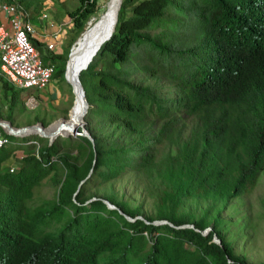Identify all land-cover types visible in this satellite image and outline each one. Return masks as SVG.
Listing matches in <instances>:
<instances>
[{
	"label": "trees",
	"instance_id": "trees-1",
	"mask_svg": "<svg viewBox=\"0 0 264 264\" xmlns=\"http://www.w3.org/2000/svg\"><path fill=\"white\" fill-rule=\"evenodd\" d=\"M39 1L20 3L36 13ZM77 3L63 77L71 45L101 16L97 0ZM135 57L168 92L128 78L122 68ZM79 79L92 142L32 138L40 159L0 172V264H247L222 215L264 172V0H122L112 37ZM2 81L0 119L13 122L21 92ZM48 177L55 196L37 201ZM129 177L152 215L112 192L86 194Z\"/></svg>",
	"mask_w": 264,
	"mask_h": 264
},
{
	"label": "rangeland",
	"instance_id": "rangeland-1",
	"mask_svg": "<svg viewBox=\"0 0 264 264\" xmlns=\"http://www.w3.org/2000/svg\"><path fill=\"white\" fill-rule=\"evenodd\" d=\"M51 1L53 4L49 8L50 4L48 2L43 3V0H41L42 7L45 9L47 8V14L53 12L55 8L58 10L65 8L67 12H70L78 6L77 0H63L61 4L56 3L54 0ZM107 1L108 0H97L99 9L97 16L103 13ZM157 33L158 31L150 32L151 35ZM73 44L69 51H71ZM141 65H143V63L139 61L138 57H135L130 64L125 65L122 69L127 73L131 81L156 87L162 92L164 91V93L168 92L167 88L169 85L166 84L164 80H151L148 73L139 70ZM62 66V62L59 61L56 66L58 68L57 73H55L52 78L56 86V94L59 95V98L51 99L50 95L44 92L23 91V93L33 92V94L20 95L18 103L15 104L13 116L17 124L16 126L33 124L36 118L39 120L44 119L45 122H49L56 118L66 116L64 114L66 110H69L73 96L64 77L59 74V70ZM38 95L42 96V100H44L46 96L49 100L42 103L38 99ZM29 96H32L36 101V103L33 102L32 105H34V108L31 109H28L29 107L25 104ZM0 112L3 115L7 112L6 99L4 96L0 99ZM74 139L77 140L76 138ZM11 149L12 148L8 145L0 150L2 151L0 154L9 152ZM74 149L72 154L76 155L77 150L76 148ZM13 167L15 169L17 168L16 165ZM59 175L61 176L62 172H60ZM137 185L135 180L129 177L120 182H114L108 185L91 186L86 194H92L95 196L94 198H97L112 192L122 199L128 200L134 207L141 206L143 215H152V201L145 195L142 187ZM55 192L56 187L48 177L40 184V187L35 190V199L37 201L39 199L50 200L54 198ZM222 218L227 222L224 233L228 231L226 235L228 241L232 243L235 254L239 257H243L247 264H264V172L260 175L256 186L249 194L231 202L230 207L224 212Z\"/></svg>",
	"mask_w": 264,
	"mask_h": 264
},
{
	"label": "built area",
	"instance_id": "built-area-1",
	"mask_svg": "<svg viewBox=\"0 0 264 264\" xmlns=\"http://www.w3.org/2000/svg\"><path fill=\"white\" fill-rule=\"evenodd\" d=\"M0 13L7 22V26L0 25V76L18 90L45 89L51 82L56 67L54 64L44 63L39 51L32 44L31 38L35 29L27 10L20 0H0ZM74 47L73 44L71 50ZM52 48V45L48 46V50ZM33 102V97H28L25 104L33 108ZM11 143L0 130V150ZM26 144L35 147L34 155L40 159L39 142L32 140ZM9 171L13 173L14 169L10 168Z\"/></svg>",
	"mask_w": 264,
	"mask_h": 264
},
{
	"label": "crops",
	"instance_id": "crops-1",
	"mask_svg": "<svg viewBox=\"0 0 264 264\" xmlns=\"http://www.w3.org/2000/svg\"><path fill=\"white\" fill-rule=\"evenodd\" d=\"M9 1V0H5ZM21 1V0H20ZM56 3H62L63 0H54ZM48 2L49 8L53 4L51 0H43V3ZM40 3V10L38 12H34L32 10H27L28 16L30 21L32 22L35 33L33 34L31 41L32 43L36 46V49L39 51L41 58L44 63H49V64H54L55 67L57 66V63L60 61V56L64 54L66 51V48L69 43L70 35L73 34L74 29H73V24L71 22V19L68 16L67 10L65 8L58 10L55 8L53 12L50 14H47L46 10L47 8H43L41 5V0L39 1ZM24 6V5H23ZM60 7V6H59ZM71 12V11H70ZM45 16V17H43ZM0 25H5L7 26L6 18L5 16L0 13ZM52 45L53 48L52 50H48V46ZM56 67V71H57ZM0 76V99L4 96L6 99V107H7V112L5 115H3L0 112V115L5 117L8 115V107H9V92L5 91L3 88V81ZM5 80V79H4ZM6 81V80H5ZM9 84V83H8ZM10 87H12L15 91H20L21 94H27V95H32L33 92H44L47 93V95H50L51 99H57L59 98V95L56 94V86L54 85L53 80L49 83V85L43 89V90H28V91H33V92H28V93H23V91L26 90H18L14 88L11 84H9ZM32 97V96H29ZM42 96L38 95V99L44 103L48 101L49 99L46 98L44 100L41 99ZM20 99V96H19ZM38 100V101H39ZM73 101V99L71 100ZM36 103V101L34 100ZM72 105V102H71ZM70 105V106H71ZM34 106V105H33ZM34 108V107H33ZM31 109V108H28ZM13 115V113H12ZM35 121V120H34ZM44 121V119H42ZM52 121V120H51ZM49 121V122H51ZM13 122L14 125L16 124V121L13 116ZM45 122V121H44ZM45 122V123H49ZM32 141H26V140H15L12 141V143L9 145L12 149L9 152L0 154V158L5 156L6 154L10 153V156L7 157L3 162H0V172L4 171H9L10 168L14 169V172H17V170L22 166L23 164V158L27 155H34L35 152V147L32 145H27L26 143ZM40 147L43 145L42 143H39ZM14 147V149H13ZM2 152V151H0ZM17 166L15 169L13 166ZM10 167V168H9Z\"/></svg>",
	"mask_w": 264,
	"mask_h": 264
},
{
	"label": "water",
	"instance_id": "water-1",
	"mask_svg": "<svg viewBox=\"0 0 264 264\" xmlns=\"http://www.w3.org/2000/svg\"><path fill=\"white\" fill-rule=\"evenodd\" d=\"M91 20L87 23V26L91 22ZM82 35L83 33L80 36ZM111 37L112 35L110 36V38ZM109 39L107 41H109ZM79 40L80 37L75 41L74 45H76ZM107 41L103 45H105ZM101 47L98 50V52L101 51ZM71 54H72V50L68 55V60L66 63V69L64 73L65 82L69 85L73 96L72 105L70 106L67 115L65 117L56 118L51 122H49L48 124H44L42 121H37L33 124L26 126H16L10 120L0 119V130L3 132L5 136L11 137L14 140H26V141H29L32 138H38L42 141H46L49 147L52 146L59 139L66 140L69 138H77L79 136L86 137L92 142L90 135L85 129L86 117L90 109V104L87 100L85 90L79 79L81 72L85 71L89 64L85 67L84 70L79 71L76 77L77 85L73 84V82H71L67 77L68 64ZM104 203L108 206L109 209L111 210L116 209L115 207L110 205L107 201H104ZM126 219L128 221H133V219L129 217H126ZM136 219H142V218L137 217ZM152 224L153 225L168 224L170 226H173L167 221H155ZM192 227L193 226L190 225H183L177 228H192ZM208 231H210V229L204 231L203 234H206ZM214 242L218 244L220 243V241L217 240L216 238H214Z\"/></svg>",
	"mask_w": 264,
	"mask_h": 264
},
{
	"label": "bare ground",
	"instance_id": "bare-ground-1",
	"mask_svg": "<svg viewBox=\"0 0 264 264\" xmlns=\"http://www.w3.org/2000/svg\"><path fill=\"white\" fill-rule=\"evenodd\" d=\"M122 0H108L99 19L92 18L75 45L68 64L67 77L77 85L76 77L96 56L100 47L112 35Z\"/></svg>",
	"mask_w": 264,
	"mask_h": 264
}]
</instances>
